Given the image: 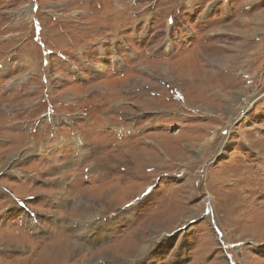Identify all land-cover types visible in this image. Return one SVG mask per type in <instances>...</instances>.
Returning a JSON list of instances; mask_svg holds the SVG:
<instances>
[{
  "label": "rangeland",
  "instance_id": "rangeland-1",
  "mask_svg": "<svg viewBox=\"0 0 264 264\" xmlns=\"http://www.w3.org/2000/svg\"><path fill=\"white\" fill-rule=\"evenodd\" d=\"M209 3L0 0V264H264V0Z\"/></svg>",
  "mask_w": 264,
  "mask_h": 264
},
{
  "label": "snow or ice",
  "instance_id": "snow-or-ice-1",
  "mask_svg": "<svg viewBox=\"0 0 264 264\" xmlns=\"http://www.w3.org/2000/svg\"><path fill=\"white\" fill-rule=\"evenodd\" d=\"M233 2H235V0H228V4L231 5ZM220 3V0H210V3H209V9L211 8H214L216 7L218 4ZM208 16H209V13H206L205 16H204V19H208ZM170 23L172 22L171 18H170ZM45 64L48 63V61L46 60L44 62ZM4 73V68L3 66H0V75H2ZM54 171H59V169H53L52 171L46 173L45 175H49L51 176L53 174ZM29 180H32L31 177L28 178ZM33 183H40L41 181L40 180H32ZM45 187H58L59 186V182L57 183H53L51 185H48V184H45L44 185ZM7 191V190H5ZM0 198H2V195H0ZM30 200H35V197H30L29 198ZM46 203L48 204H51L53 207H56L58 206V203H57V200H56V196L55 194H52L47 200H46ZM13 209H15V212L14 214L10 217V219L13 220V226L15 225V221L17 219L20 220V222L22 224H24L25 226H28V227H31V228H35V227H38L39 224H38V221L40 219H44L45 217L41 216V217H37L35 215V213H32L30 209H27L26 207V204L16 200V199H13V201L11 202V204L9 205L8 208L4 209V214H8V213H12L13 212ZM137 211L136 208L133 207V205L131 204H125L124 205V211H121L120 209H117V212L124 216V215H128L129 213H135ZM21 213H23V215H21ZM29 221H35V223H31L29 224ZM6 223V220L4 218V215H0V227H3L4 224ZM110 223V221H109ZM99 227H105V225L103 224H100L98 225ZM13 253H9L8 255H11ZM5 253L0 250V256H4Z\"/></svg>",
  "mask_w": 264,
  "mask_h": 264
},
{
  "label": "bare ground",
  "instance_id": "bare-ground-1",
  "mask_svg": "<svg viewBox=\"0 0 264 264\" xmlns=\"http://www.w3.org/2000/svg\"><path fill=\"white\" fill-rule=\"evenodd\" d=\"M250 103V102H249ZM88 220V219H87ZM80 223V222H79ZM82 223V222H81ZM88 223V222H87ZM85 224V223H84ZM83 224V225H84ZM86 225V224H85ZM80 228V227H79ZM85 228V227H84ZM84 230V229H83ZM92 230V229H91ZM82 231V230H81ZM67 249H68V251L66 252L68 255H71V254H74L75 253V249H76V247L75 246H72L71 244L70 245H68V247H67ZM142 249V248H141ZM144 250V249H143ZM140 251H138V253H135V254H133V256L135 255V256H139L140 255ZM67 255V256H68ZM136 258V257H135ZM65 260V259H64ZM131 262V261H130ZM132 263V262H131Z\"/></svg>",
  "mask_w": 264,
  "mask_h": 264
}]
</instances>
